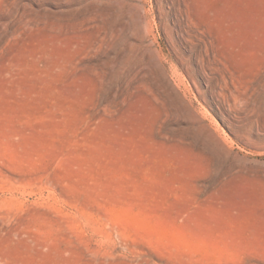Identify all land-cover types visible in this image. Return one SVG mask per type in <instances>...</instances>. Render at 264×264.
<instances>
[{"label":"rangeland","instance_id":"374dc122","mask_svg":"<svg viewBox=\"0 0 264 264\" xmlns=\"http://www.w3.org/2000/svg\"><path fill=\"white\" fill-rule=\"evenodd\" d=\"M262 144L264 0H0V264H264Z\"/></svg>","mask_w":264,"mask_h":264},{"label":"bare ground","instance_id":"6f19581e","mask_svg":"<svg viewBox=\"0 0 264 264\" xmlns=\"http://www.w3.org/2000/svg\"><path fill=\"white\" fill-rule=\"evenodd\" d=\"M252 138V137H251ZM258 143V142H257ZM259 145H261L260 143H259ZM262 145H264V144H262Z\"/></svg>","mask_w":264,"mask_h":264}]
</instances>
